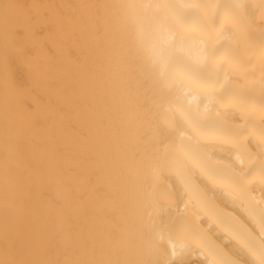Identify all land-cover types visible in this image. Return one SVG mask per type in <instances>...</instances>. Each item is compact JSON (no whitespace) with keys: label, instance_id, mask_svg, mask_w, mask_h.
Listing matches in <instances>:
<instances>
[{"label":"bare ground","instance_id":"1","mask_svg":"<svg viewBox=\"0 0 264 264\" xmlns=\"http://www.w3.org/2000/svg\"><path fill=\"white\" fill-rule=\"evenodd\" d=\"M0 264H264V0H0Z\"/></svg>","mask_w":264,"mask_h":264}]
</instances>
